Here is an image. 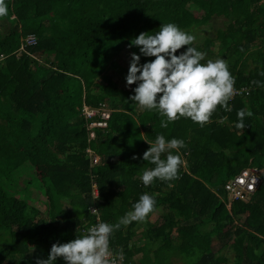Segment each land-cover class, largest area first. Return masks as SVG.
<instances>
[{
  "label": "trees",
  "instance_id": "trees-1",
  "mask_svg": "<svg viewBox=\"0 0 264 264\" xmlns=\"http://www.w3.org/2000/svg\"><path fill=\"white\" fill-rule=\"evenodd\" d=\"M5 2L8 15L0 17V264L47 259L52 244L67 243L95 224L90 206H96L101 221L115 224L146 192L155 196V211L110 238L114 252L123 249L126 264H139L133 251L150 245L156 256L180 255L190 264H224L225 254H217H231L232 248L243 251L238 264H264V0ZM166 23L196 37L192 46L206 53L201 63L226 60L235 88L244 90L229 101L231 111L218 106L203 127L182 117L162 128L165 117L129 99L135 84L121 88L130 54L140 55L131 41ZM30 35L36 45L20 51ZM183 51L186 47L176 54ZM153 59L141 55L140 64ZM99 104L109 112L106 128L89 129L91 121L101 119H85L82 107ZM241 109L252 112L243 131L235 127ZM157 135L182 140L179 154L186 164L178 179L146 187L140 177L154 165L142 159L149 148L145 141L154 142ZM88 149L99 157L98 165L91 166ZM245 169L256 170L260 184L246 200L230 202L224 187ZM93 181L97 199L91 196ZM39 196L46 213L41 227L35 222ZM192 213L193 218L185 217ZM140 238L144 246L131 249L133 239ZM56 264L64 261L58 258Z\"/></svg>",
  "mask_w": 264,
  "mask_h": 264
},
{
  "label": "clouds",
  "instance_id": "clouds-1",
  "mask_svg": "<svg viewBox=\"0 0 264 264\" xmlns=\"http://www.w3.org/2000/svg\"><path fill=\"white\" fill-rule=\"evenodd\" d=\"M7 15L8 5L5 0H0V17ZM195 40L193 34L182 31L176 24L166 23L160 25L159 31L154 34L141 33L131 41L130 47L139 48L140 55L130 54L126 86L135 84L136 87L129 99L138 104L141 110H155L165 117L160 123L162 128H167L169 123L182 117L190 118L203 127L211 122L218 106L231 111L229 101L239 94L227 61L216 58L201 63L206 53L192 46ZM184 47L186 51L177 55V51ZM141 55L154 59L141 65ZM253 83L259 84L258 81ZM246 116H252V112L247 109L237 112V129H245ZM145 142L149 148L142 159L154 167L143 170L140 177L142 183L147 187L156 180L170 182L178 179L181 167L186 164L179 154V149L185 147L184 142L176 138L166 140L164 135H157L154 142ZM173 150L177 154H172ZM155 207V196L146 192L117 223L99 221L97 217L98 222L89 227L85 234L67 243L52 244L47 259L37 258L35 264H56L58 258L64 264H122L123 249L116 252L111 249V236L121 226L144 221L155 211Z\"/></svg>",
  "mask_w": 264,
  "mask_h": 264
},
{
  "label": "built area",
  "instance_id": "built-area-1",
  "mask_svg": "<svg viewBox=\"0 0 264 264\" xmlns=\"http://www.w3.org/2000/svg\"><path fill=\"white\" fill-rule=\"evenodd\" d=\"M22 42L23 46L20 48V51H24L27 47H33L36 45V39L32 35L27 36L26 38L24 37V39H22ZM237 91L239 94H237L236 96L243 95L244 90ZM81 113L83 117L87 120L93 119L96 116H100L101 121H91V123L88 125L89 129H92L94 127H99L102 129L106 128V120H108L109 118V112L106 111L105 106L103 104H99L97 108L93 109L84 105L82 107ZM89 135L90 139L94 137V134L92 132ZM86 152L90 159L91 166L98 165L100 161L99 157L94 155L89 149ZM259 184V173L256 170L245 169L241 171L237 176L229 180L224 188L230 202L238 200L243 201L246 200L257 190ZM91 196L93 199H97L99 197V191L95 181L92 182ZM93 209H95L96 211H93ZM88 212L91 216L94 217L95 224L98 222L97 217H99V221H101L100 213L97 210L96 206H90L88 208ZM85 233L86 232H83V234ZM125 262L126 261L123 258L122 264H126Z\"/></svg>",
  "mask_w": 264,
  "mask_h": 264
},
{
  "label": "rangeland",
  "instance_id": "rangeland-1",
  "mask_svg": "<svg viewBox=\"0 0 264 264\" xmlns=\"http://www.w3.org/2000/svg\"><path fill=\"white\" fill-rule=\"evenodd\" d=\"M199 31V30H198ZM197 30H195L194 32L197 34L198 32ZM122 58L125 59V56L122 54ZM123 61V60H122ZM121 88L123 89H127L128 86H126V83H123L121 85ZM9 193H12V191H9ZM43 202H45V199L43 196H39V201L36 203V206L38 207L40 213L38 214V217H37V220L35 221L37 223L36 226L38 227H41L43 224V220H45L46 218V213H45V208L43 207ZM227 208H229V205H227ZM185 217H191L193 218L194 217V214H189V216H185ZM142 229L144 228H140L136 234L138 235V233H140V231H142ZM134 241L131 243V249H136L137 247L138 248H142L144 246V244L142 245L141 242V238L140 239H137L139 242H137L135 244V240L136 239H133ZM215 243V242H214ZM145 246H147L145 244ZM154 246L153 245H150L149 247H147L146 249H142V250H134L133 253H134V257H133V261L139 263V264H171L169 261L170 256L169 255H165V256H162V257H159V256H156L154 255ZM230 252L231 254L230 255H225L224 257H226V261L224 264H238L237 262V259L236 257L237 256H241L243 251H241L240 249H237V253L235 251L234 248L230 249ZM245 258V256H243ZM249 257L252 258V261H254V263L256 262V259L252 256V255H249ZM173 260H175L176 262L175 263H172V264H190V260H188L187 258H185L184 256H178L176 255V257L172 258ZM177 261L179 263H177ZM242 264H245V263H242Z\"/></svg>",
  "mask_w": 264,
  "mask_h": 264
},
{
  "label": "crops",
  "instance_id": "crops-1",
  "mask_svg": "<svg viewBox=\"0 0 264 264\" xmlns=\"http://www.w3.org/2000/svg\"><path fill=\"white\" fill-rule=\"evenodd\" d=\"M137 242H139V241H138V240L135 241V244H136ZM213 245H216V244L213 243ZM214 248L216 249V248H217V245H216ZM224 254L227 255V254H230V253H229V251L227 252V251L225 250V252H224L223 254H217V255H218V256H221V255L223 256ZM225 255H224V256H225ZM172 258H174V256H172V257L169 259V261H168V262H170L171 264L176 262V261L173 260ZM177 263H179V262L177 261Z\"/></svg>",
  "mask_w": 264,
  "mask_h": 264
}]
</instances>
